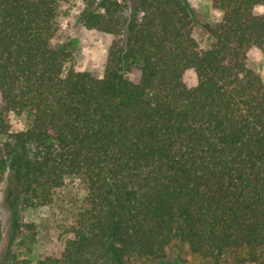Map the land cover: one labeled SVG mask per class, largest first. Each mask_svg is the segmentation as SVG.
<instances>
[{
	"label": "trees",
	"instance_id": "obj_1",
	"mask_svg": "<svg viewBox=\"0 0 264 264\" xmlns=\"http://www.w3.org/2000/svg\"><path fill=\"white\" fill-rule=\"evenodd\" d=\"M79 1L82 25L112 37L101 77L55 44L59 0H0V194L15 166L41 206L80 187L59 255L0 264H165L176 244L203 264H264V84L247 63L264 0H208L205 48L186 0Z\"/></svg>",
	"mask_w": 264,
	"mask_h": 264
},
{
	"label": "rangeland",
	"instance_id": "obj_2",
	"mask_svg": "<svg viewBox=\"0 0 264 264\" xmlns=\"http://www.w3.org/2000/svg\"><path fill=\"white\" fill-rule=\"evenodd\" d=\"M100 1V0H99ZM129 9L133 10L136 0H125ZM193 18L192 36L200 48L210 44V38L204 31L205 24L212 25L220 18V12L213 8L208 0H186ZM79 0H59L55 21L56 41L60 48L71 52L70 65L80 71H86L96 77L104 72L107 50L112 37L92 29L85 28L80 21ZM256 12L264 13V5L256 8ZM249 68L256 72L264 84V51L251 49L248 52ZM136 81L137 70L127 74ZM184 83L193 86L196 76L188 70L183 75ZM29 117L11 115L9 122L12 130L25 127ZM17 166L10 169L1 185L0 212L3 221V239L0 244V260L9 253H17L20 257L36 260L47 256H57L63 248L66 237L65 229L71 222L72 211L80 201V187L77 181L70 180L57 193L55 201L41 206L31 197L18 193L15 173ZM165 264H203V260L192 254L182 245H173ZM223 264H235L226 259Z\"/></svg>",
	"mask_w": 264,
	"mask_h": 264
}]
</instances>
